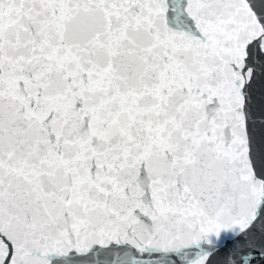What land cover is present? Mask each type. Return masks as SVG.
Instances as JSON below:
<instances>
[{
    "label": "snow or ice",
    "instance_id": "6c2138e0",
    "mask_svg": "<svg viewBox=\"0 0 264 264\" xmlns=\"http://www.w3.org/2000/svg\"><path fill=\"white\" fill-rule=\"evenodd\" d=\"M0 264H264V0H0Z\"/></svg>",
    "mask_w": 264,
    "mask_h": 264
}]
</instances>
